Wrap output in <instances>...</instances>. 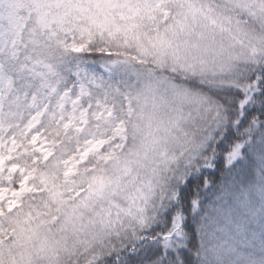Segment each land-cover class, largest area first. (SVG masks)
<instances>
[{
    "label": "snow or ice",
    "instance_id": "snow-or-ice-1",
    "mask_svg": "<svg viewBox=\"0 0 264 264\" xmlns=\"http://www.w3.org/2000/svg\"><path fill=\"white\" fill-rule=\"evenodd\" d=\"M0 264H264V0H0Z\"/></svg>",
    "mask_w": 264,
    "mask_h": 264
}]
</instances>
